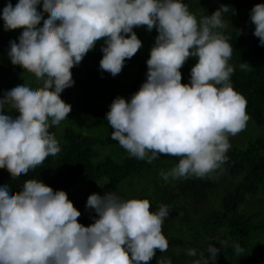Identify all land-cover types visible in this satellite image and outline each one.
I'll use <instances>...</instances> for the list:
<instances>
[{
    "label": "clouds",
    "instance_id": "clouds-1",
    "mask_svg": "<svg viewBox=\"0 0 264 264\" xmlns=\"http://www.w3.org/2000/svg\"><path fill=\"white\" fill-rule=\"evenodd\" d=\"M228 11L222 5L198 19L182 0H18L15 6L8 0L0 15L3 30L22 31L18 42L9 41L7 55L39 86L23 83L0 95V169L18 178L59 154L60 142L49 129L72 111L61 98L75 83L71 70L103 41L99 68L117 76L143 47L134 29L146 27L158 33L146 80L130 100L117 96L110 104L111 139L149 163L161 155L178 157V164L160 172L166 182L208 177L226 162L229 136L242 132L250 119L246 98L231 83L230 37L219 31ZM250 20L264 46V3L253 6ZM189 59L195 63L189 82L182 83L181 69ZM6 105L18 115L6 114ZM150 207L148 199L92 193L86 209L95 216L85 226L66 191L41 179L26 180L19 191L5 183L0 185V264H150L157 250L169 247L163 224L170 212L166 205ZM233 246L237 255L243 253L239 243ZM206 252L202 264H214L220 249L210 244ZM188 255L196 256V250Z\"/></svg>",
    "mask_w": 264,
    "mask_h": 264
},
{
    "label": "trees",
    "instance_id": "trees-1",
    "mask_svg": "<svg viewBox=\"0 0 264 264\" xmlns=\"http://www.w3.org/2000/svg\"><path fill=\"white\" fill-rule=\"evenodd\" d=\"M7 2L0 0V15ZM182 2L198 19L222 5L229 9L223 13L226 27L219 31L230 37L233 53L229 63L235 68L231 83L246 98L250 119L242 132L229 136L231 147L226 162L208 177L170 178L166 182L160 172L178 164V157L161 155L149 163L130 156L111 139L112 129L106 120L109 106L117 96L130 100L146 80V61L158 34L155 29L148 32L146 27H139L134 31L143 47L126 61L117 76L99 68L103 41L97 42L94 50L71 70L75 83L63 91L61 98L72 105V111L60 125L49 129L60 142L61 152L18 178L0 169V185L8 183L19 191L26 180L41 179L55 190H64L81 212L79 222L85 226L93 223L95 216L86 209L90 189L101 185L123 199H148L150 211L168 206L163 234L169 247L166 252L157 250L150 264L167 260L171 264H195L200 260L202 264L203 257L209 256L206 249L210 244L220 249L214 264H264V46L253 35L255 25L250 20L253 6L264 0ZM11 3L15 6L18 0ZM3 23L0 19V95L23 83L39 86L33 74L14 66L7 55L9 41L17 40L22 30L4 31ZM242 62L249 63L250 70H241ZM194 63L189 59L181 69L182 83L189 82ZM4 111L18 115L9 105ZM221 241L226 244L221 246ZM234 242L244 249L240 255L235 252ZM189 249H195L196 256L188 255ZM209 264L213 262L209 260Z\"/></svg>",
    "mask_w": 264,
    "mask_h": 264
},
{
    "label": "rangeland",
    "instance_id": "rangeland-1",
    "mask_svg": "<svg viewBox=\"0 0 264 264\" xmlns=\"http://www.w3.org/2000/svg\"><path fill=\"white\" fill-rule=\"evenodd\" d=\"M67 122L73 123V121H67ZM90 191H91L92 193H99V194L103 195V194H104L105 192H107L108 190H107L106 187H104L103 185H101V186H100L99 188H97V189L91 188Z\"/></svg>",
    "mask_w": 264,
    "mask_h": 264
}]
</instances>
